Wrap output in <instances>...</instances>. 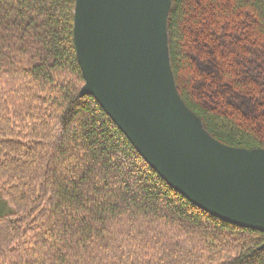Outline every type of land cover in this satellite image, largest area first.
<instances>
[{
  "label": "trees",
  "instance_id": "16d2710c",
  "mask_svg": "<svg viewBox=\"0 0 264 264\" xmlns=\"http://www.w3.org/2000/svg\"><path fill=\"white\" fill-rule=\"evenodd\" d=\"M75 0H0V264H264V233L169 187L84 86ZM176 90L225 146L264 149V0H174Z\"/></svg>",
  "mask_w": 264,
  "mask_h": 264
},
{
  "label": "water",
  "instance_id": "95a60500",
  "mask_svg": "<svg viewBox=\"0 0 264 264\" xmlns=\"http://www.w3.org/2000/svg\"><path fill=\"white\" fill-rule=\"evenodd\" d=\"M84 86L144 162L194 207L264 233V149L210 136L176 90L168 17L174 0H75Z\"/></svg>",
  "mask_w": 264,
  "mask_h": 264
},
{
  "label": "flooded vegetation",
  "instance_id": "af4514ba",
  "mask_svg": "<svg viewBox=\"0 0 264 264\" xmlns=\"http://www.w3.org/2000/svg\"><path fill=\"white\" fill-rule=\"evenodd\" d=\"M176 84V83H175Z\"/></svg>",
  "mask_w": 264,
  "mask_h": 264
}]
</instances>
